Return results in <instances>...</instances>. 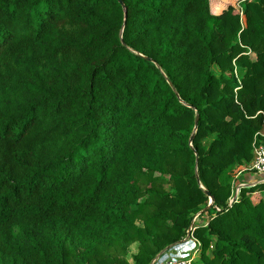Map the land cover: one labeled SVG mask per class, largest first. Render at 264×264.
I'll use <instances>...</instances> for the list:
<instances>
[{
    "label": "trees",
    "instance_id": "trees-1",
    "mask_svg": "<svg viewBox=\"0 0 264 264\" xmlns=\"http://www.w3.org/2000/svg\"><path fill=\"white\" fill-rule=\"evenodd\" d=\"M121 1L0 0V264H264V0Z\"/></svg>",
    "mask_w": 264,
    "mask_h": 264
},
{
    "label": "built area",
    "instance_id": "built-area-1",
    "mask_svg": "<svg viewBox=\"0 0 264 264\" xmlns=\"http://www.w3.org/2000/svg\"><path fill=\"white\" fill-rule=\"evenodd\" d=\"M257 136H261V137L264 136V120H263V129L261 132H258L255 135V139L253 142V154H254L253 160L251 164L242 171V172L252 173L254 175V180L247 182L246 185H238V184L235 185V180L238 179V177H235V179L233 180L232 196L229 201L230 204L238 200L240 189L243 186H251L258 183H264V145L259 144L256 141ZM238 175H240V173H238L236 176ZM193 231L194 228H191V232L188 238L186 239L187 242L183 241L179 243L168 254H164L162 256V260L160 261V264H192L196 252L194 251V249H196V245H197V241L193 236Z\"/></svg>",
    "mask_w": 264,
    "mask_h": 264
},
{
    "label": "rangeland",
    "instance_id": "rangeland-1",
    "mask_svg": "<svg viewBox=\"0 0 264 264\" xmlns=\"http://www.w3.org/2000/svg\"><path fill=\"white\" fill-rule=\"evenodd\" d=\"M209 5H210V11H211V13H212L213 15H220V14L223 13V12H224L229 6L236 7L237 10H238V8L240 7V4H238V0H209ZM248 54H249V55L251 56V58L254 60V58H255L254 55H252L251 53H248ZM251 162H252V161H251ZM251 162H246V163H244V169L247 168V167L251 164ZM245 173H246V172H242V173H240V175L236 176V177H238V179L235 180V185H236V184H238V185H246V184H247V182H241V180L239 179V178H240L243 174H245ZM234 179H235V178H234ZM234 179H233V180H234ZM244 187H246V186H243L242 188H244ZM242 188H241V189H242ZM241 189H240V192H241ZM263 197H264V194H263ZM199 214H200V213H197V214L194 215V218H193V220H192L191 228H194V227H193L194 225L202 224V221H204V220L207 219L206 216H204V217H205L204 219L198 217ZM204 224H206V223H204ZM187 238H188V236L186 235V237L183 238V241H186ZM183 241H182V242H183ZM186 242H187V241H186ZM176 245H178V244H175L174 246L169 247V248H168L167 250H165L163 253H164V254H168L171 250L174 249V247H175ZM190 245H191V243H190ZM131 248H132V251H134V247L132 246ZM200 249H201V247H200V243L197 241L196 249H194V251H196V252H195V256H194V260H193V262H194L195 260L198 261V258H199L198 254L200 255ZM164 254H163V255H164ZM163 255H162V256H163ZM162 256H161V254H160L156 259H154V260L152 261L151 264H160V261L162 260ZM209 256H211L210 253H209ZM127 258H128V261H129V262H132L130 256H128ZM156 261H157V262H156ZM193 262H192V264H193Z\"/></svg>",
    "mask_w": 264,
    "mask_h": 264
},
{
    "label": "water",
    "instance_id": "water-1",
    "mask_svg": "<svg viewBox=\"0 0 264 264\" xmlns=\"http://www.w3.org/2000/svg\"><path fill=\"white\" fill-rule=\"evenodd\" d=\"M122 6H123V3L121 0H117ZM195 123H197V120L195 121ZM193 136L190 138V141L192 140ZM206 196L209 197V203H208V206L206 208H208L212 203H213V198L211 197L210 193L208 191H204ZM192 225V224H191ZM191 232V226L189 228V230L187 231V236H189Z\"/></svg>",
    "mask_w": 264,
    "mask_h": 264
},
{
    "label": "crops",
    "instance_id": "crops-1",
    "mask_svg": "<svg viewBox=\"0 0 264 264\" xmlns=\"http://www.w3.org/2000/svg\"><path fill=\"white\" fill-rule=\"evenodd\" d=\"M241 182H250L254 180V175L252 173H245L240 177Z\"/></svg>",
    "mask_w": 264,
    "mask_h": 264
}]
</instances>
